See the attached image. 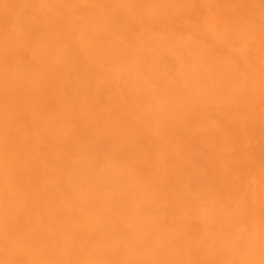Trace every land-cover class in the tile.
Instances as JSON below:
<instances>
[{
  "label": "bare ground",
  "instance_id": "6f19581e",
  "mask_svg": "<svg viewBox=\"0 0 264 264\" xmlns=\"http://www.w3.org/2000/svg\"><path fill=\"white\" fill-rule=\"evenodd\" d=\"M0 264H264V0H0Z\"/></svg>",
  "mask_w": 264,
  "mask_h": 264
}]
</instances>
